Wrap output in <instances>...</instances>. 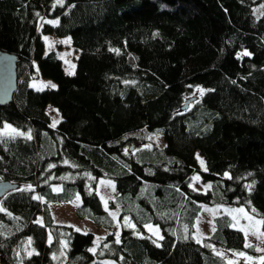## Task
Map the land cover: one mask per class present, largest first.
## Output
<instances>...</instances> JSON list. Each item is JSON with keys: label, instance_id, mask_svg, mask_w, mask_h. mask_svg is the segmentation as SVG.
<instances>
[{"label": "trees", "instance_id": "trees-1", "mask_svg": "<svg viewBox=\"0 0 264 264\" xmlns=\"http://www.w3.org/2000/svg\"><path fill=\"white\" fill-rule=\"evenodd\" d=\"M263 5L0 0V47L19 57L17 87L0 104V126L26 134L0 136V179L16 183L0 196V264H229L212 244L255 252L227 212L215 215L201 240L194 223L202 204L243 206L264 220V9L255 11ZM44 33L70 37L79 51L73 73L54 49L45 50ZM38 76L55 87H33ZM191 84L204 89L184 98ZM48 103L61 114L55 127ZM151 133L164 144H147ZM64 173L74 176L56 178ZM193 173L210 187L193 188ZM102 177L116 189L108 207L97 192ZM77 195V217L109 229L117 220L120 227L94 251L93 232L51 214L49 202ZM116 206L114 219L108 208ZM149 223L160 237L146 229ZM62 236L65 258L56 261ZM25 237L29 252L21 246Z\"/></svg>", "mask_w": 264, "mask_h": 264}, {"label": "rangeland", "instance_id": "rangeland-1", "mask_svg": "<svg viewBox=\"0 0 264 264\" xmlns=\"http://www.w3.org/2000/svg\"><path fill=\"white\" fill-rule=\"evenodd\" d=\"M263 9H264V5L261 6L260 9L256 8L255 11L258 13L261 12ZM50 21H57V19L52 18L50 19ZM42 37L45 43V50L48 51L54 49L56 56L59 57L62 61L64 71L70 74L73 73L76 67V58L78 56L79 51L72 45L70 37L68 35L57 36L52 33H44ZM30 84L35 88H43L49 84L56 85L54 80L43 76L32 78ZM203 89L204 87L200 84H191L190 90L188 91V93L185 95L184 98L193 97V96L195 97L196 95L200 94L202 92L201 90ZM46 111L51 116V124H53L55 121H58L61 118V114L59 110L50 103L46 105ZM5 124L8 123H2L0 129H3ZM147 137H148L147 144L154 143L158 146H162L164 144V139L162 135L159 133H151L148 134ZM139 144L142 145L141 143ZM196 157L199 167L203 168L205 165L203 157L199 152H196ZM201 160H203L204 162L203 164H201L200 162ZM73 176L74 174L64 173L57 176L56 178L66 179V178H72ZM190 185L195 189L204 190L208 188L209 182L202 181L198 173H193ZM23 186H26V184L23 183ZM54 187L58 188L59 185H55ZM96 187H97L98 195L103 205L105 207H108L107 204L105 205V201L108 203V201L111 198H113L116 194V189L114 187L112 180L102 177L98 179ZM79 201H80V197L79 195H77L72 200L49 202L51 214L53 216L54 221L57 223L71 224L72 226H74L79 230L93 232L94 240H93V244L91 245V249L95 250L97 245H99V243L105 238V235L109 233L110 230H112L115 234H118L120 227L117 220L115 221L114 226L111 229H109L102 226H98L88 218L77 217L75 213V206L79 203ZM241 209H243V212L239 211ZM108 211L111 215L112 213H115V215L112 216L114 217V219H117V215L119 212L118 206L113 208H108ZM223 212H228L231 215L233 221L232 225H235L234 227L243 229L244 233L245 231L248 232V235L245 236L244 244L245 246L247 244H253L255 252L252 253L251 251H248L246 249L241 251L238 250L234 251L224 248L218 244H212L211 245L212 250L216 253L218 252L222 253L223 254L222 256L229 262V264H264V261H262L261 259L262 257H264V251H257V248L264 249V235H259V233H264V230L261 229L260 224H256V221H260V218L250 214L248 210H246V208L243 206L231 208L228 206L227 207L223 206L221 204H202V209L198 214L194 223V236L196 237V239L201 240L204 236L210 234L211 231L214 229L213 219L215 215H218L219 213H223ZM249 216L252 217L251 221L248 219ZM36 219L42 221L41 213L37 215ZM147 225H151L152 228L154 229L153 231H150L146 227V229L152 235H154L155 237L161 236L160 229L157 225L150 223ZM254 232L258 234H253ZM59 238L60 240L56 246V252L53 253V257L56 261L57 260L59 261V259L63 261V259L65 258L63 254L66 250V239L63 238V236ZM21 246L23 247L24 251L26 252L30 251L31 247L28 237L22 239ZM237 253H244V256L236 255ZM249 257H251V259H248ZM103 261L106 264H116L111 259H103Z\"/></svg>", "mask_w": 264, "mask_h": 264}, {"label": "water", "instance_id": "water-1", "mask_svg": "<svg viewBox=\"0 0 264 264\" xmlns=\"http://www.w3.org/2000/svg\"><path fill=\"white\" fill-rule=\"evenodd\" d=\"M18 58L15 52L0 47V104L8 103L13 98L17 87L16 64ZM188 103L189 99L185 101L183 107H187ZM15 186L14 182L0 179V196Z\"/></svg>", "mask_w": 264, "mask_h": 264}, {"label": "snow or ice", "instance_id": "snow-or-ice-1", "mask_svg": "<svg viewBox=\"0 0 264 264\" xmlns=\"http://www.w3.org/2000/svg\"><path fill=\"white\" fill-rule=\"evenodd\" d=\"M57 2L58 3H62V0H57ZM49 23H53V24H56V23H58V21H49ZM45 39H47V38H45ZM65 42H67V41H65ZM114 51H117L118 52V50H114ZM245 55H249V53H244ZM46 87H55V85H51V84H49V85H46ZM201 91H203V90H201ZM56 123H58V121H55L54 123H53V127H55V124ZM16 135H19V136H23V135H26L25 133H23V132H20V131H18L17 129H15V128H13L11 125H8V124H5L4 125V128L3 129H0V136H6V137H14V136H16ZM28 135V137L30 138V133L29 134H27ZM199 158V157H198ZM201 162V164H203L204 162H203V160H201L200 161ZM67 163V162H66ZM50 167H55V165H52V166H50ZM206 170V169H205ZM227 175V174H226ZM30 187V186H29ZM208 187H210V185L208 186ZM249 188L251 187V186H248ZM57 191H59V189H56ZM35 199H41L40 197H35ZM107 204V202L105 201V205ZM0 210H2V209H0ZM239 211H241V212H243V209H241V210H239ZM254 211V210H253ZM112 215L114 216L115 215V213H112ZM248 219L251 221L252 220V217H248ZM41 221H37V223H40ZM256 224H264V220H260V221H256ZM128 226H130V227H134V225H131V224H129ZM233 226H235V225H233ZM145 227H147L150 231H153L154 229L152 228V226L151 225H145ZM242 231H243V229H241ZM77 231H79V229H77ZM245 236H247L248 235V232L247 231H245ZM253 234H258V233H253ZM259 235H264V233H259ZM30 242V241H29ZM117 242H119V241H117ZM246 247H252V245L251 244H247L246 245ZM92 251H94V249H92ZM257 251H264V249H259V248H257ZM218 255H223L222 253H217ZM236 255H239V256H244V253H237ZM248 259H251V257H249ZM262 259V261H264V257H262L261 258Z\"/></svg>", "mask_w": 264, "mask_h": 264}, {"label": "crops", "instance_id": "crops-1", "mask_svg": "<svg viewBox=\"0 0 264 264\" xmlns=\"http://www.w3.org/2000/svg\"><path fill=\"white\" fill-rule=\"evenodd\" d=\"M221 205L226 206V207L228 206V207H231V208H232V207H233V208H235V207H239V206H229V205H226V204H221ZM227 213H228V212H227ZM230 216H231V215H230ZM232 222H233V221H232ZM232 224H233V223H232Z\"/></svg>", "mask_w": 264, "mask_h": 264}]
</instances>
